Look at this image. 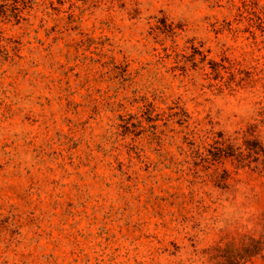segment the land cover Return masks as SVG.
Here are the masks:
<instances>
[{
  "label": "rangeland",
  "instance_id": "374dc122",
  "mask_svg": "<svg viewBox=\"0 0 264 264\" xmlns=\"http://www.w3.org/2000/svg\"><path fill=\"white\" fill-rule=\"evenodd\" d=\"M240 6L0 0V264H264V170L204 147L260 120L210 88L213 63H264L222 29ZM143 98L161 117H118Z\"/></svg>",
  "mask_w": 264,
  "mask_h": 264
},
{
  "label": "trees",
  "instance_id": "16d2710c",
  "mask_svg": "<svg viewBox=\"0 0 264 264\" xmlns=\"http://www.w3.org/2000/svg\"><path fill=\"white\" fill-rule=\"evenodd\" d=\"M238 11L241 12L240 17L242 23H245V28L241 30L233 29V22H228L223 26V30L230 34L235 33V38L239 39L242 35H248L244 38L245 41H253L254 45H258V34L264 37V0H241V6L238 7ZM236 20V19H235ZM114 71L120 70L116 62L112 61ZM211 75H214L216 85L210 87L216 88L220 93H240L244 91L250 97L255 99L256 105L259 106V118L256 124L251 126L253 133L248 135H242L241 138L237 137L234 140L224 139L222 135L219 139H213V144H209L212 140L211 137L205 139V150L213 156L218 158L220 156L227 155L236 157L240 160L241 164L247 162V167H251L253 164L256 168L264 170V63L259 61H247L243 60H230L224 58L221 63L211 64ZM226 73L229 78L224 80L223 74ZM140 107L137 108L134 114L124 115L126 111L122 109L118 113V117H161L158 114L159 110L155 101L149 98H143L140 102ZM171 117H177L172 115ZM211 147L208 150L207 147ZM197 157H202L201 148L196 150ZM250 244L245 246L244 254L247 256H254L257 252L264 250V243L262 241L257 242L254 239H249Z\"/></svg>",
  "mask_w": 264,
  "mask_h": 264
}]
</instances>
